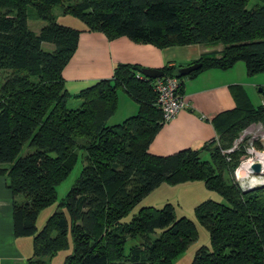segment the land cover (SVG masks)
Returning a JSON list of instances; mask_svg holds the SVG:
<instances>
[{"label": "trees", "instance_id": "trees-1", "mask_svg": "<svg viewBox=\"0 0 264 264\" xmlns=\"http://www.w3.org/2000/svg\"><path fill=\"white\" fill-rule=\"evenodd\" d=\"M60 6L108 38L126 35L163 47L202 42L220 44L189 63L180 79L206 67L226 68L243 60L248 74L264 71V0H0V172L12 199L13 231L31 235L30 264H50L59 249H73L61 264H173L192 239L193 221L175 216L173 205H144L123 217L162 181L201 179L219 192L195 207L209 232L210 247L199 246L191 264H264V184L242 188L231 175L246 152L235 144L240 132L264 119V103L241 99L212 119L216 137L201 147L158 154L149 144L161 127L152 77L138 62H117L112 75L70 93L62 69L82 29L58 22ZM45 20L38 31L27 25V8ZM52 42L50 50L42 42ZM122 87L138 101L137 112L108 123ZM79 98L71 105L69 98ZM30 150L17 155L22 144ZM246 144V145H245ZM83 149L78 178L40 228L39 211L56 198V185ZM20 193L22 199H16ZM127 239L135 240L125 248ZM47 257V259H44Z\"/></svg>", "mask_w": 264, "mask_h": 264}, {"label": "crops", "instance_id": "crops-1", "mask_svg": "<svg viewBox=\"0 0 264 264\" xmlns=\"http://www.w3.org/2000/svg\"><path fill=\"white\" fill-rule=\"evenodd\" d=\"M78 28L82 31L77 46L62 69L64 84L70 93H76L102 77L111 76L114 65L120 61L158 68L164 64L180 66L203 52L221 47L220 44L202 42L160 47L150 42L135 41L126 35L108 38L100 30L83 29L85 26ZM258 86L264 87V71L248 74L243 60H237L226 68L206 67L194 76L184 77L181 94L185 105L174 118L162 123L149 144V150L166 154L184 147H201L217 135L212 119L218 112L233 108L240 98H248L253 104L264 103ZM69 102L76 105L79 98L71 97ZM138 107V101L123 89L118 95L117 107L107 121L119 122L137 112ZM12 199L6 175L0 172V264H30L27 258L32 250L31 235L14 233Z\"/></svg>", "mask_w": 264, "mask_h": 264}, {"label": "rangeland", "instance_id": "rangeland-1", "mask_svg": "<svg viewBox=\"0 0 264 264\" xmlns=\"http://www.w3.org/2000/svg\"><path fill=\"white\" fill-rule=\"evenodd\" d=\"M54 13L56 14V20L58 22L68 24L73 27H83L85 23L75 17L70 13H63L60 6L56 5L53 8ZM27 25L33 31H38L40 26L45 23V20L39 18L35 15L32 8H27ZM42 47L44 49H52L54 44L52 42L44 41L42 42ZM1 71H0V80H1ZM123 89L118 88V95ZM254 93V90L253 92ZM253 95V94H252ZM254 103H257L253 99ZM70 103V102H69ZM71 105L73 102L70 103ZM264 126L260 125L259 122L251 123L245 129L240 132V135L235 139L236 143H239L241 140L246 142V152L241 155V160L246 161L251 158L254 154L264 150ZM245 144V145H246ZM30 150L28 145L25 143L22 144L17 155H22L26 151ZM251 151V153H250ZM78 157L74 165L72 166L69 173L56 185V198L53 202L43 207L38 216L35 219V225L40 228L47 217L54 210H63L68 217V211L66 206L60 204L59 202L65 198L68 189L72 186L75 180L78 178L82 165H83V149H77ZM255 152V153H254ZM251 156V157H250ZM253 162V161H252ZM251 163V162H250ZM238 181L239 185L242 188H248L251 184L249 183V177H240L237 175L234 170L231 174ZM258 185V184H255ZM208 198H213L225 202V198L216 190L208 188L203 180H183L178 182L162 181L156 187L151 189L147 194H145L138 203H136L132 209L128 212L127 215L123 217L124 220H128L131 215L139 209V207L144 205H154L157 207L162 206L165 202H170L173 205L175 216L184 215L190 218L194 223L195 232L192 239L188 242L186 247L180 251L173 259V264H191L194 257L196 249L201 245H206L210 247V238L209 232L206 226H204L197 217L195 212L196 205ZM16 199H22L20 193L16 194ZM68 246L57 250L52 257L49 259L50 264H61L65 258V255L72 251L73 243L70 229L68 230ZM135 240L127 239L125 243V248L131 245ZM44 259H47L45 257Z\"/></svg>", "mask_w": 264, "mask_h": 264}, {"label": "built area", "instance_id": "built-area-1", "mask_svg": "<svg viewBox=\"0 0 264 264\" xmlns=\"http://www.w3.org/2000/svg\"><path fill=\"white\" fill-rule=\"evenodd\" d=\"M153 89L157 95L156 104L161 110V120L163 122L171 120L185 105V100L179 90V77L175 74H163L161 76H157L153 80ZM259 123L260 125H263L262 122ZM235 145L236 142L232 147L227 148L225 151L231 150Z\"/></svg>", "mask_w": 264, "mask_h": 264}, {"label": "bare ground", "instance_id": "bare-ground-1", "mask_svg": "<svg viewBox=\"0 0 264 264\" xmlns=\"http://www.w3.org/2000/svg\"><path fill=\"white\" fill-rule=\"evenodd\" d=\"M244 160L241 162V164L236 169L237 175L240 177H249V183L251 185L260 184L264 182V150H262L259 153L254 154L248 160L246 161ZM252 161L253 162L257 161L260 164V170L257 173L252 169V163H253Z\"/></svg>", "mask_w": 264, "mask_h": 264}, {"label": "water", "instance_id": "water-1", "mask_svg": "<svg viewBox=\"0 0 264 264\" xmlns=\"http://www.w3.org/2000/svg\"><path fill=\"white\" fill-rule=\"evenodd\" d=\"M201 66V62L200 61H196V62H192L186 65H180L177 68V73L180 75H185L187 73H189L190 71L197 69L198 67ZM141 72L144 76L146 77H152L155 78L157 76H161L164 74V70L158 67H150V66H144L141 69ZM258 90L262 92L263 96H264V87L263 86H258ZM262 124L264 125V119L262 120ZM252 169L257 173L260 170V164L259 162L255 161L252 163ZM260 184H264V182L260 183ZM255 185H250L248 188H252Z\"/></svg>", "mask_w": 264, "mask_h": 264}, {"label": "clouds", "instance_id": "clouds-1", "mask_svg": "<svg viewBox=\"0 0 264 264\" xmlns=\"http://www.w3.org/2000/svg\"><path fill=\"white\" fill-rule=\"evenodd\" d=\"M239 165H240V164H239ZM239 165H238V166H239ZM238 166H237V167H238Z\"/></svg>", "mask_w": 264, "mask_h": 264}]
</instances>
